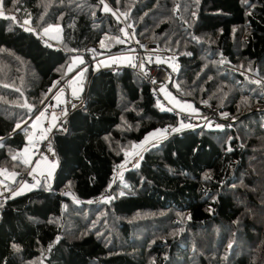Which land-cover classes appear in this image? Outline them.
I'll list each match as a JSON object with an SVG mask.
<instances>
[{
  "label": "trees",
  "instance_id": "obj_1",
  "mask_svg": "<svg viewBox=\"0 0 264 264\" xmlns=\"http://www.w3.org/2000/svg\"><path fill=\"white\" fill-rule=\"evenodd\" d=\"M3 11L0 172L16 175L11 191L34 181L22 150L38 117L24 125L76 56L86 102L48 137L52 181L0 201V264H264V0H3ZM122 20L139 46L169 54L146 62L169 72L166 92L231 114V127L159 135L127 163L182 121L132 70H96V58L133 49ZM50 26L61 27L55 47L40 36Z\"/></svg>",
  "mask_w": 264,
  "mask_h": 264
},
{
  "label": "built area",
  "instance_id": "obj_2",
  "mask_svg": "<svg viewBox=\"0 0 264 264\" xmlns=\"http://www.w3.org/2000/svg\"><path fill=\"white\" fill-rule=\"evenodd\" d=\"M123 23H124V30L125 32H127L128 38L133 43L134 46L133 49L130 52H125V53L103 55L101 57L96 58V62L94 63L98 64L104 60H112L115 56L117 57L121 56L124 58L128 56L129 64L127 66H124L121 63H117L115 65L108 66L105 69V71L116 72L125 68L132 70L133 72L139 74L143 78V80L150 85L151 89L154 92L155 98L157 99L158 102L161 103V106L165 109L170 108L169 102L165 101L162 92V89L163 88L165 89V87L171 81V76L169 72L161 67H156V66L148 67L146 64V59L148 55L151 53V50L155 49V51H157L156 47L152 45L147 46V48H143L139 46L134 38L133 30L124 21ZM133 65H135V67ZM69 83H70V78L59 82L57 90L53 94L50 93V97L46 102V105L52 103L53 100L55 99L54 98L55 93L60 90H64V94L61 100L52 103L53 112L56 115L57 120L55 127L52 129L51 128L48 129L49 137L50 135H52V133L55 130L61 129L64 126L67 119L74 111L79 110L85 105L86 97L82 95V92L79 94L71 93L68 87ZM176 108H177L176 110L173 109V111L170 113L178 117L183 124L191 125L190 127H185L189 129L196 127H203V126L207 127L209 124H211V127L213 129H228L231 127V123L233 121V117L231 114L223 113L220 111V109H217L210 104L205 105V107L202 109L188 107L186 111L178 110V107ZM180 125L174 128L168 127L165 137L170 136L172 133L176 132L173 131V129L180 128ZM46 127H48L47 124ZM40 158L42 159L44 158L46 161L49 162L55 160V151L51 146L49 139L40 142L39 145L33 150V159H34L33 161L35 162ZM137 161L138 159H136L135 163ZM135 163H130V165H134ZM11 197H13V191H8L7 187L1 186L0 201L3 202L9 200ZM99 200L100 198H97L95 199V202Z\"/></svg>",
  "mask_w": 264,
  "mask_h": 264
},
{
  "label": "rangeland",
  "instance_id": "obj_3",
  "mask_svg": "<svg viewBox=\"0 0 264 264\" xmlns=\"http://www.w3.org/2000/svg\"><path fill=\"white\" fill-rule=\"evenodd\" d=\"M4 12V11H3ZM7 15L5 14L4 12V15H0V17H6ZM45 30H48L47 32ZM44 32L40 35L41 38L43 39L44 43L48 46H51V47H55V42L60 38V35H61V27L60 26H50L48 27L47 29H45ZM165 55L166 56H169L168 53L166 52H157L155 51V49L151 50V53L148 55L147 59H146V62L148 59H154L155 61H157L158 63H164L165 64ZM104 61H108V60H104ZM104 61H101L100 63H94L96 62V59L93 61V63L95 64V67H96V70L98 72L100 71H105V69L108 67L104 66L103 65V62ZM116 61V59H114V62ZM85 59L83 56H76L74 57L73 59V63L72 65L76 66V70L70 74L71 78H72V81H70V83L68 84V87H69V90L71 93H74V94H77V93H81L84 89V85H82V81L81 79H83V76L82 75H79V76H76V72L79 71L81 72L83 69H84V66H85ZM147 64V63H146ZM148 66V65H147ZM148 67H152V66H148ZM157 67V66H156ZM162 68V67H161ZM165 69V68H164ZM78 72V73H79ZM106 72V71H105ZM110 73V72H109ZM139 75V74H138ZM161 75V74H160ZM70 78L69 76L66 78L68 79ZM66 79H63V80H66ZM61 80V81H63ZM60 81V82H61ZM59 84H57V86L54 87V89L52 90V94L57 90V87H58ZM149 85V84H148ZM162 92H163V96L165 98V101L166 102H169V106L170 108H163L161 106V103H159V106L161 107V109L163 108L162 111H166V112H172L173 109L176 110L178 107V110H182L183 111H186V109L188 107H190L191 104L189 103H183L182 101H179L177 100L176 98L172 97L171 94H169L168 92H166V90L163 88L162 89ZM58 93H63L64 94V90H60L58 92L55 93V97L57 98V95ZM60 99L61 100V96L59 95L58 98L56 99L57 101H60L58 100ZM176 104V105H175ZM47 105H51V110L50 111H53V104H47ZM46 105V107H47ZM192 106V105H191ZM46 109V108H45ZM40 115V111H38L34 117H32L33 119L35 117H38ZM38 118L35 122V130L37 128V125L38 127L40 128V132H39V135H34L30 138V141L29 143L23 148L22 150V155L24 157V160L25 161H28V157L31 155L33 156V150L39 145H35L34 142H35V139H40V141H44L46 139H48L49 137V133L48 131L42 126V125H39L38 124ZM207 128L209 129H213L212 127H208ZM44 129V130H43ZM154 133H152L151 135L147 136L145 138L144 141H142L140 144H138L135 148V151L133 154L130 155L129 157V161L127 163H135L136 159L139 160V158L141 157V155L149 148H151L152 146H155V145H158L159 144V133L157 132L155 136H153ZM36 137V138H35ZM35 138V139H34ZM161 140V139H160ZM39 141V140H38ZM138 153V155H137ZM42 158L38 159V160H41ZM42 160H45L44 158ZM46 161V160H45ZM49 163H51L52 165L56 166V160L54 161H50ZM127 166V164H126ZM34 165L32 166V168L30 169V173L33 174V178H34V181L33 182H28L26 185L27 186H30L31 189L27 192H24L23 194L25 193H28V192H31V191H34L36 190L37 186H39L41 183H42V178L40 177V174L37 170L34 169ZM29 173V174H30ZM0 174H6V173H3V172H0ZM11 175H14V174H11ZM54 177V173L52 175H48L46 177H44V179H46V183H49L52 181ZM3 179L4 180H8V181H11L9 178H6V175L3 176ZM26 181V180H24ZM23 181V182H24ZM7 190L10 191V189L7 187ZM20 195V194H18ZM17 194H14V196H18ZM99 202V201H97Z\"/></svg>",
  "mask_w": 264,
  "mask_h": 264
},
{
  "label": "crops",
  "instance_id": "obj_4",
  "mask_svg": "<svg viewBox=\"0 0 264 264\" xmlns=\"http://www.w3.org/2000/svg\"><path fill=\"white\" fill-rule=\"evenodd\" d=\"M114 59H116V61L114 62ZM85 63V62H84ZM117 63H121V64H123L124 66H127L128 64H129V57L128 56H126L125 58L124 57H117V56H115L112 60H108V61H104L103 62V65L104 66H110V65H115V64H117ZM76 70V66H74V65H72V73L74 72ZM79 71H77L75 74H76V76H79V74L80 73H78ZM71 73V74H72ZM69 77H70V81H72V78H71V76L69 75ZM81 81H82V79H81ZM52 94V93H51ZM74 94V93H73ZM77 94H79V93H77ZM61 96V98L63 97V93H58V95H57V98H58V96ZM54 100H53V102L52 103H54V102H57V98L55 97V95H54ZM58 100H60V99H58ZM52 103H50V104H52ZM46 105V104H45ZM43 106L39 111H40V115L38 116V124L39 125H42L47 131H48V129L49 128H54L55 127V125H56V115L54 114V112L53 111H50L51 110V106L50 105H47V107L46 106ZM176 105V104H175ZM46 108V109H45ZM189 108H191V107H189ZM37 120V119H36ZM46 124L48 125V127H46ZM44 130V129H43ZM39 132H40V128L38 127V125H37V128H36V135H39ZM36 138V137H35ZM34 138V139H35ZM39 140V141H38ZM35 139V142H34V144L37 146L41 141H40V139ZM34 159H33V156H29L28 157V163L31 165V168H32V166L34 165L35 167H34V169L35 170H37L38 172H39V174H40V177L42 178V179H44V177H46V176H48V175H52L53 173L55 174V172H56V169H57V167L56 166H54V165H52L51 163H49V161H45V160H36L35 162L33 161ZM6 175V178H9L11 181H8V180H4L3 178H2V180H1V182H0V187L1 186H5V187H7L6 186V183L7 182H10V183H12V182H14L15 180H16V175H9V174H5ZM30 175H33L32 173H30ZM6 181V182H5ZM29 181L28 180H26V181H24V182H22V184L16 189V190H14L13 191V196H14V194H20V195H22L24 192H27V191H29L30 189H31V187L30 186H27L26 184L28 183ZM11 191V190H10Z\"/></svg>",
  "mask_w": 264,
  "mask_h": 264
},
{
  "label": "snow or ice",
  "instance_id": "obj_5",
  "mask_svg": "<svg viewBox=\"0 0 264 264\" xmlns=\"http://www.w3.org/2000/svg\"><path fill=\"white\" fill-rule=\"evenodd\" d=\"M104 10H105V11H109V9H108L107 7H105ZM0 15H4V12H3V0H0ZM113 15H115V13H113ZM11 19H15V18H14V17H11ZM25 23H28V21H25ZM45 31L47 32L48 30H45ZM125 35H127V32H125ZM116 39H117V42H119V43H123V41H120L119 38H116ZM133 66L135 67V65H133ZM174 70H175V69H174ZM162 110H163V108H162ZM182 110H183V109H182ZM225 115H226V114H225ZM190 126H191V125H185V124L181 123L180 128L190 127ZM17 127H20V126L17 125ZM208 127H211V124H209ZM218 127H219V126H218ZM180 128H175V129H173V131H179ZM166 132H167V129H165L163 132L159 133V135L163 136ZM155 135H157V134L154 133L153 136H155ZM137 155H138V153H137ZM13 158L15 159V157H13ZM135 166L138 167L139 164L137 163ZM13 247H15V245H13Z\"/></svg>",
  "mask_w": 264,
  "mask_h": 264
},
{
  "label": "water",
  "instance_id": "obj_6",
  "mask_svg": "<svg viewBox=\"0 0 264 264\" xmlns=\"http://www.w3.org/2000/svg\"><path fill=\"white\" fill-rule=\"evenodd\" d=\"M49 97H50V95H49L48 98L45 100V102L43 103L42 107L46 104V102L48 101ZM42 107H41V108H42ZM41 108H40V109H41ZM32 120H33V118H31V119H30V120L24 125V127H25L26 125H28ZM22 128H23V127H22ZM22 128H21V129H22Z\"/></svg>",
  "mask_w": 264,
  "mask_h": 264
},
{
  "label": "bare ground",
  "instance_id": "obj_7",
  "mask_svg": "<svg viewBox=\"0 0 264 264\" xmlns=\"http://www.w3.org/2000/svg\"><path fill=\"white\" fill-rule=\"evenodd\" d=\"M51 106V105H50Z\"/></svg>",
  "mask_w": 264,
  "mask_h": 264
}]
</instances>
